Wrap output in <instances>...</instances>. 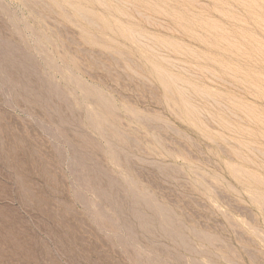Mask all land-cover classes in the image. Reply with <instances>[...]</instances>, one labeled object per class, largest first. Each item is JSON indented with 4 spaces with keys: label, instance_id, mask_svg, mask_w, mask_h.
<instances>
[{
    "label": "rangeland",
    "instance_id": "1",
    "mask_svg": "<svg viewBox=\"0 0 264 264\" xmlns=\"http://www.w3.org/2000/svg\"><path fill=\"white\" fill-rule=\"evenodd\" d=\"M0 264H264V0H0Z\"/></svg>",
    "mask_w": 264,
    "mask_h": 264
}]
</instances>
